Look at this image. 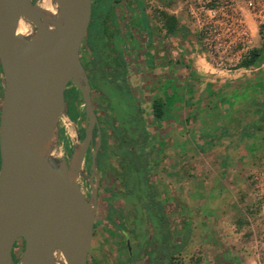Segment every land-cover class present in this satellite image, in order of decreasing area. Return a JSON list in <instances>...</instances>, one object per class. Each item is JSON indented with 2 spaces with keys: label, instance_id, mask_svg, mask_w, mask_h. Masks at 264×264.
I'll list each match as a JSON object with an SVG mask.
<instances>
[{
  "label": "rangeland",
  "instance_id": "374dc122",
  "mask_svg": "<svg viewBox=\"0 0 264 264\" xmlns=\"http://www.w3.org/2000/svg\"><path fill=\"white\" fill-rule=\"evenodd\" d=\"M151 4L148 2L145 8L149 9L148 16H155L152 32L156 33L157 28L161 34L159 12L167 13L166 6L161 0H152ZM176 7L183 8L187 17L184 0H173L169 5L170 9ZM247 23L250 37L244 53L260 48L249 72L225 77L202 67L199 73L198 69L188 67L187 74H195V81L179 84L174 77L179 52L169 49L167 55L173 68H164L166 77L156 86V92L141 88L142 71L136 67L132 81L135 103L124 96L122 88L105 82L97 85V90L109 97L104 106L112 110V114L99 119V132L112 142L106 143L108 159L99 158L102 172L109 168L107 162L110 172L100 176L104 180L97 191L88 260L98 264H119L123 260L124 238L110 224L105 212L111 201L110 208L116 205L111 194L117 199L119 194L135 197L140 192V179L146 177L165 212L168 231L180 234L188 230L186 242L173 255L171 264H264V17L257 21L247 15ZM142 32L141 57L137 55L135 63L144 69V65L155 63L148 38L144 40L146 31ZM156 71L153 68L146 76L149 87L155 85ZM256 77L263 84H249L247 100L240 98L231 105L224 101L230 89ZM152 96H159L164 102L166 116L158 123H150ZM104 122L109 123L106 128ZM142 131L147 153L153 147L149 159H139L133 152H128L129 159H120L125 143L132 149ZM68 133L59 123L58 135L68 139ZM79 182L88 196L85 179L80 177ZM123 183L129 186L127 192ZM119 199L120 208L126 211ZM21 251L16 239L12 259L17 260Z\"/></svg>",
  "mask_w": 264,
  "mask_h": 264
},
{
  "label": "water",
  "instance_id": "95a60500",
  "mask_svg": "<svg viewBox=\"0 0 264 264\" xmlns=\"http://www.w3.org/2000/svg\"><path fill=\"white\" fill-rule=\"evenodd\" d=\"M0 0V264H86L97 201V176H84V155L96 165L91 131L96 118L78 53L85 38L90 0ZM25 23L28 32L19 31ZM71 81L81 94L82 138L67 116L63 91ZM70 134L63 153L58 126ZM89 186L88 196L79 179ZM21 238L16 261L12 245ZM128 253V237L124 236Z\"/></svg>",
  "mask_w": 264,
  "mask_h": 264
},
{
  "label": "flooded vegetation",
  "instance_id": "af4514ba",
  "mask_svg": "<svg viewBox=\"0 0 264 264\" xmlns=\"http://www.w3.org/2000/svg\"><path fill=\"white\" fill-rule=\"evenodd\" d=\"M32 1V0H31ZM91 11L88 29L85 38L80 46L78 58L81 67L87 78L89 86V97L91 102V108L96 118L95 125L91 131V147L94 148L93 139L99 132L100 120L104 115L112 114V110L104 106V102L108 100L107 95L101 94L97 90V85L101 82L106 84L110 83L115 88H122L124 96L128 97L135 102V87L134 76L136 72V56L141 57L140 42L143 37V30L148 31L147 23L148 13L145 12L144 7L136 5V0L131 2H125L123 0H90ZM159 29H164L162 24L159 25ZM155 46L154 53L158 55L162 51V39L161 34H158L157 28L155 29ZM146 37V35H145ZM146 38H144L145 40ZM143 42V41H142ZM144 63V61H143ZM144 65V64H143ZM152 67L144 65V69H141V88L149 93L157 91V85H161L166 77L164 72V66L161 63H155L153 67L158 72L153 76L155 81L154 86H148L147 75L152 72ZM121 75V76H120ZM132 78V80L130 79ZM133 81V82H132ZM71 90L77 92L81 98V103L78 105V109L82 115L76 117L73 123H75L79 138H82L84 127L86 124L84 116V105L81 94L76 86L69 81L63 91V98L68 100V94ZM4 92V77L0 66V102ZM161 98V97H160ZM68 116V115H67ZM101 132V130H100ZM99 132V135H100ZM95 133V134H94ZM60 143L64 154H68L71 149L70 139L62 138L59 135ZM100 144V142H99ZM99 146V145H98ZM98 149V148H97ZM90 150H86L84 155V176H88L92 173V179L97 176V191L101 181L104 179L100 176L109 175V167L105 172L101 170V162L96 158L95 170H90ZM97 154V151H96ZM97 157V156H96ZM108 178V177H106ZM88 185V184H87ZM114 190V189H113ZM22 242L23 241L19 238Z\"/></svg>",
  "mask_w": 264,
  "mask_h": 264
},
{
  "label": "trees",
  "instance_id": "16d2710c",
  "mask_svg": "<svg viewBox=\"0 0 264 264\" xmlns=\"http://www.w3.org/2000/svg\"><path fill=\"white\" fill-rule=\"evenodd\" d=\"M159 13L162 17L163 28L168 32H174L176 26L175 19L165 12ZM259 53L260 48L249 49L243 55L238 65L245 67L252 66L258 58ZM80 103L81 98L74 90L69 92L68 100L64 99L65 112L72 121L82 115V112L80 113L78 109ZM149 109L150 123H158L163 119L164 102L159 96L150 97ZM104 124L106 128V124L108 125L109 123L104 122ZM105 133L107 134L106 131ZM140 133L141 135L138 134L139 138L137 137L136 144L132 149L129 143H125L123 152H120V159H129L128 152L130 154L133 152V154L140 157L139 159H149V153L152 155L153 147L149 148V153H147L148 150L145 149L146 141L143 138L144 132L142 131ZM141 136L142 138H140ZM121 139L120 143H123L124 140ZM108 142L111 143L112 141H108L107 138L104 139L101 131L100 144L96 154L97 159L100 157L102 159H108L110 152L106 147V143ZM93 144H96V137L93 139ZM151 158L153 159L154 156ZM123 184L124 192H127L129 186L126 183ZM139 186L140 192L135 197L122 196L121 194L117 196L126 205V211L120 208L118 199L115 198V195L111 194L116 205L114 208H110L111 205L113 206V202L111 201L112 204L109 205L110 207L105 212L110 224L122 234L123 238L126 235L130 242L131 251L128 253L126 250V254L119 264H171L173 255L180 252L184 246L188 236V230L185 229L180 234L169 232L167 218L161 204L156 198L153 184L149 183L146 177H142L139 181ZM98 195L97 192V199ZM17 241L22 247V242L19 238ZM87 258L88 256L86 257V264H98L96 261L88 260ZM15 260L14 258L13 261Z\"/></svg>",
  "mask_w": 264,
  "mask_h": 264
},
{
  "label": "built area",
  "instance_id": "2783aa9c",
  "mask_svg": "<svg viewBox=\"0 0 264 264\" xmlns=\"http://www.w3.org/2000/svg\"><path fill=\"white\" fill-rule=\"evenodd\" d=\"M263 1L184 0L196 44L210 72L230 77L250 71L251 66L238 65L250 37L247 15L263 19Z\"/></svg>",
  "mask_w": 264,
  "mask_h": 264
},
{
  "label": "crops",
  "instance_id": "0c3cea01",
  "mask_svg": "<svg viewBox=\"0 0 264 264\" xmlns=\"http://www.w3.org/2000/svg\"><path fill=\"white\" fill-rule=\"evenodd\" d=\"M152 0H136V5L140 7L141 5L144 7L145 12L148 13L149 9L145 5L147 3H150V6ZM173 0H161L163 4L166 6L167 14L171 15L176 23H175V29L174 32H168L165 29H162L161 32V41H162V51L160 54L155 55L154 46H155V33L152 32V21H155V16L150 13L148 16V21L145 23L147 27L149 28L146 32V39L149 41L150 45V52L152 55V59L154 63H161L166 71L169 70V68H173V65L169 63L167 52L169 49H175L177 52H179L178 62L175 63V78L180 81L179 84L185 83L184 80H188L190 82L195 81V74H187L188 67H192V69L196 68L198 69L197 72L199 73V70H201L200 67L204 68L208 72L210 70L208 69V66L206 64L205 59L202 56V53L200 49L198 48L194 34L192 31V28L189 24V21L187 17L184 14V9L181 7H176L174 9H170L169 5L172 3ZM131 2V1H129ZM162 24V21L160 22ZM151 43V44H150ZM254 65V64H253ZM252 65V66H253ZM150 67H153V63H150L148 65ZM139 68L140 65H138ZM197 76V74H196ZM259 82V84H263V81L261 78L256 77L254 81L248 83V81H245V83H239V86L233 87V89H230L228 93H226V97L224 98V101H227L229 105H231L234 100L243 98L247 100L248 96V85L253 82ZM257 82L255 84H257ZM238 84V83H237ZM232 101V102H231ZM236 106V105H235ZM240 109H246L242 107H238ZM166 116L165 108H164V115L163 118Z\"/></svg>",
  "mask_w": 264,
  "mask_h": 264
},
{
  "label": "bare ground",
  "instance_id": "6f19581e",
  "mask_svg": "<svg viewBox=\"0 0 264 264\" xmlns=\"http://www.w3.org/2000/svg\"><path fill=\"white\" fill-rule=\"evenodd\" d=\"M37 5H39L41 8H44L49 11H53V6L51 3V0H36ZM19 31L23 34H26L28 32V27L25 23H22L20 25Z\"/></svg>",
  "mask_w": 264,
  "mask_h": 264
}]
</instances>
